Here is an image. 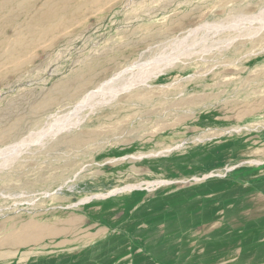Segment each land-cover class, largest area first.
<instances>
[{"label":"rangeland","instance_id":"obj_1","mask_svg":"<svg viewBox=\"0 0 264 264\" xmlns=\"http://www.w3.org/2000/svg\"><path fill=\"white\" fill-rule=\"evenodd\" d=\"M254 15L264 0H0V150L23 142L0 155V264H264Z\"/></svg>","mask_w":264,"mask_h":264},{"label":"bare ground","instance_id":"obj_2","mask_svg":"<svg viewBox=\"0 0 264 264\" xmlns=\"http://www.w3.org/2000/svg\"><path fill=\"white\" fill-rule=\"evenodd\" d=\"M253 16V15H252ZM262 18H264V16H262V15H259V16H255L254 15V20H252V22H259L260 24H261V26H256V27H253V26H250V27H248V26H246L245 27V29L246 30H243V31H245L246 32V34H241V35H238V36H240V37H254V36H256L258 33H259V31L260 30H262L263 28H264V23H262ZM247 19L249 20L250 18H248L247 17ZM246 19V20H247ZM252 19V18H251ZM215 25V24H214ZM232 26H234V25H231L230 27H227V28H231ZM205 27H207V26H205ZM209 27H216V25L215 26H209ZM226 27H224V28H226ZM219 28V27H218ZM201 29V28H200ZM212 29V28H211ZM211 29H209V31L208 32H213V30H211ZM215 29V28H214ZM191 31H193V30H191ZM242 31V32H243ZM206 33V32H205ZM211 34V33H210ZM209 33H207V34H203V36H202V40L203 41H206L207 39H209L210 37L208 36V35H210ZM198 35V34H197ZM212 35V34H211ZM198 37V36H197ZM236 37V36H235ZM196 39V38H195ZM234 39V38H233ZM200 40V39H199ZM181 41V40H180ZM194 41V40H193ZM196 41V40H195ZM179 42V41H178ZM183 42V41H182ZM185 44V43H184ZM177 46V45H176ZM188 46V45H187ZM176 48V47H175ZM174 48V49H175ZM179 48V47H178ZM177 48V49H178ZM187 49V48H186ZM186 49H179V50H177L176 52H174V53H170V54H168V56H165V57H162L161 59H158L154 64H151V66L149 67V70L147 71V73H144L142 76H140V77H133V78H131L127 83H125V84H123V83H119V85L118 86H112L111 88H112V90L115 92V96H117L119 93H121L123 90L125 91V88H129L131 85H134V86H138V85H140V84H142V83H145L149 78H151V77H153L154 75H155V73L156 72H158V71H160L163 67H165L167 64H170V62H173V60H174V58H180V57H185V58H187V57H190L191 55H192V52H190V51H186ZM176 60V59H175ZM145 70V69H144ZM147 70V69H146ZM139 74V73H138ZM118 80V77H116L115 78V80H111L110 82H105V83H103L99 88H97L96 89V91L95 92H93V94H97L98 92H103L104 90H105V88L106 87H108L109 89H110V85H112V82H113V84H114V81H117ZM107 83H110V85H106ZM203 96V95H202ZM205 96V95H204ZM209 96H211V95H206V98L207 97H209ZM195 98L197 99V97L195 96ZM200 98H202V99H199V100H194V97L193 98H189V99H187L186 101H187V104H189V103H193L194 105H197V104H199V103H204V101H205V99L206 98H203V97H200ZM87 99H88V97H87ZM180 99V98H179ZM182 99V98H181ZM87 101V100H86ZM184 101V100H183ZM180 103V101L178 100L176 103ZM181 102H182V100H181ZM189 102V103H188ZM186 104V105H187ZM175 105V104H174ZM183 105V104H182ZM191 105V104H190ZM176 106V105H175ZM169 107V106H168ZM167 108V107H166ZM182 108V107H181ZM188 115V114H187ZM190 115V114H189ZM189 117V116H188ZM59 128V127H58ZM47 132V131H46ZM32 139H33V137L32 136H30L29 138H28V140L27 141H32ZM22 144H23V142L22 143H17V144H13L12 146H8V147H6V148H3V149H1L0 150V155L2 154H12V153H15L16 151H18V149H19V146L21 145L22 146ZM133 188V187H132ZM132 188H122V189H120V190H118V191H123V190H127V189H132Z\"/></svg>","mask_w":264,"mask_h":264},{"label":"water","instance_id":"obj_3","mask_svg":"<svg viewBox=\"0 0 264 264\" xmlns=\"http://www.w3.org/2000/svg\"><path fill=\"white\" fill-rule=\"evenodd\" d=\"M117 192V191H116Z\"/></svg>","mask_w":264,"mask_h":264}]
</instances>
